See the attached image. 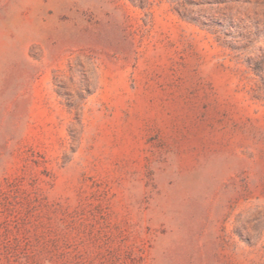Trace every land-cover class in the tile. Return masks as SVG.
Masks as SVG:
<instances>
[{
	"label": "rangeland",
	"instance_id": "rangeland-1",
	"mask_svg": "<svg viewBox=\"0 0 264 264\" xmlns=\"http://www.w3.org/2000/svg\"><path fill=\"white\" fill-rule=\"evenodd\" d=\"M0 264H264V0H0Z\"/></svg>",
	"mask_w": 264,
	"mask_h": 264
}]
</instances>
